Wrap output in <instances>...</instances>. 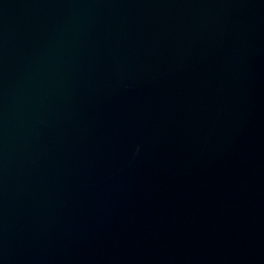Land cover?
Segmentation results:
<instances>
[{
    "label": "water",
    "instance_id": "1",
    "mask_svg": "<svg viewBox=\"0 0 264 264\" xmlns=\"http://www.w3.org/2000/svg\"><path fill=\"white\" fill-rule=\"evenodd\" d=\"M0 264H264V0H0Z\"/></svg>",
    "mask_w": 264,
    "mask_h": 264
}]
</instances>
